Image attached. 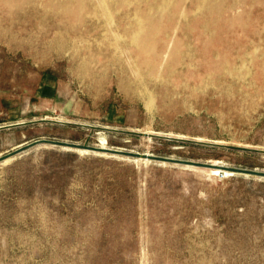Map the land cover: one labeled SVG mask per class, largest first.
<instances>
[{
    "label": "rangeland",
    "instance_id": "obj_1",
    "mask_svg": "<svg viewBox=\"0 0 264 264\" xmlns=\"http://www.w3.org/2000/svg\"><path fill=\"white\" fill-rule=\"evenodd\" d=\"M0 24V264H264V58L141 92L94 22L29 5Z\"/></svg>",
    "mask_w": 264,
    "mask_h": 264
},
{
    "label": "bare ground",
    "instance_id": "obj_2",
    "mask_svg": "<svg viewBox=\"0 0 264 264\" xmlns=\"http://www.w3.org/2000/svg\"><path fill=\"white\" fill-rule=\"evenodd\" d=\"M29 5L58 16L73 28L86 22L96 23L95 28L102 27L96 41L98 48H111L112 59L119 61L118 51L124 47L130 69L139 77L134 88L138 91L144 90L140 84L145 72L154 78L162 71L166 79L176 74L178 64L186 63L190 71L201 65L209 76L221 74L242 79L250 72L248 63L264 58V50L258 45L249 52L245 49L246 37L257 32L255 20L264 24V0H0V12L17 15ZM253 8L257 9L254 16ZM190 38L198 44L196 49L192 48ZM7 39H15L14 34ZM83 48L91 50L86 39ZM235 48L238 50L234 51ZM196 54L200 62L191 60ZM78 56L89 77V59L93 54H89L88 60L82 54ZM196 77L202 85L200 74ZM226 90L230 92L228 87Z\"/></svg>",
    "mask_w": 264,
    "mask_h": 264
},
{
    "label": "water",
    "instance_id": "obj_3",
    "mask_svg": "<svg viewBox=\"0 0 264 264\" xmlns=\"http://www.w3.org/2000/svg\"><path fill=\"white\" fill-rule=\"evenodd\" d=\"M61 143V142H59ZM73 145V144H71ZM176 163L181 164V165H193V166H199V167H207L205 164H198V163H191V162H186V161H181V160H175ZM237 171H241L244 172L245 170H240V169H236Z\"/></svg>",
    "mask_w": 264,
    "mask_h": 264
}]
</instances>
